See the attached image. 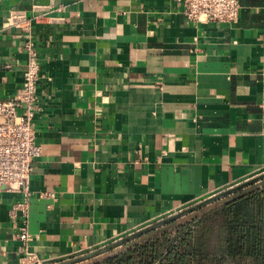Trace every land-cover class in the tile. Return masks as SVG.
<instances>
[{"label": "crops", "instance_id": "obj_1", "mask_svg": "<svg viewBox=\"0 0 264 264\" xmlns=\"http://www.w3.org/2000/svg\"><path fill=\"white\" fill-rule=\"evenodd\" d=\"M15 10L30 22L13 24ZM40 62L26 216L0 192V264L106 246L264 172V0L234 22L178 0H0V96Z\"/></svg>", "mask_w": 264, "mask_h": 264}, {"label": "trees", "instance_id": "obj_2", "mask_svg": "<svg viewBox=\"0 0 264 264\" xmlns=\"http://www.w3.org/2000/svg\"><path fill=\"white\" fill-rule=\"evenodd\" d=\"M79 264H264V179Z\"/></svg>", "mask_w": 264, "mask_h": 264}, {"label": "built area", "instance_id": "obj_3", "mask_svg": "<svg viewBox=\"0 0 264 264\" xmlns=\"http://www.w3.org/2000/svg\"><path fill=\"white\" fill-rule=\"evenodd\" d=\"M183 14L190 20L203 22H234L238 19L241 0H178ZM17 27L30 22L26 11L15 10L11 15ZM27 63L23 72L22 91L10 99L0 96V192H19L23 200L14 211L26 216L28 201L32 195L30 179L33 159L41 156L43 148L36 142L32 121L38 109L40 62L34 43L26 44ZM20 249L28 264H38L35 253L28 248L31 236L27 218L19 234Z\"/></svg>", "mask_w": 264, "mask_h": 264}, {"label": "water", "instance_id": "obj_4", "mask_svg": "<svg viewBox=\"0 0 264 264\" xmlns=\"http://www.w3.org/2000/svg\"><path fill=\"white\" fill-rule=\"evenodd\" d=\"M264 179V172L251 178V179H248L230 189H227L221 193H218V194H215L207 199H204L192 206H189L181 211H178L170 216H167L159 221H156L155 223H152L130 235H127L117 241H114L106 246H103L101 248H98V249H95L93 251H90L88 253H85V254H82V255H79V256H76V257H72L70 259H67V260H62V261H59V262H56V263H52V264H79V263H82V262H85V261H88L90 259H93V258H96L100 255H103V254H106L114 249H117L121 246H123L124 244L126 243H129L133 240H136L138 239L139 237H141L142 235H145L151 231H154L156 229H159L173 221H176L180 218H183L205 206H208L216 201H219L223 198H225L226 196H229L239 190H242L254 183H257V182H260Z\"/></svg>", "mask_w": 264, "mask_h": 264}, {"label": "rangeland", "instance_id": "obj_5", "mask_svg": "<svg viewBox=\"0 0 264 264\" xmlns=\"http://www.w3.org/2000/svg\"><path fill=\"white\" fill-rule=\"evenodd\" d=\"M180 219H182V218H180Z\"/></svg>", "mask_w": 264, "mask_h": 264}]
</instances>
